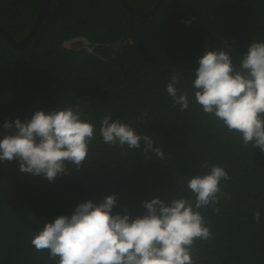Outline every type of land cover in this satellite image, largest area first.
<instances>
[{"label":"trees","instance_id":"obj_1","mask_svg":"<svg viewBox=\"0 0 264 264\" xmlns=\"http://www.w3.org/2000/svg\"><path fill=\"white\" fill-rule=\"evenodd\" d=\"M41 1L0 0V28L20 40ZM126 1L141 12L158 2ZM186 1L223 31L237 60L252 40L264 41V0ZM222 47L231 55L210 24L169 0L153 18L127 10L121 0H50L24 46L0 35V131L5 121L28 120L35 110L76 104L96 129L85 163L67 164L51 182L21 172L17 160L0 161V264H52L31 245V234L85 200L99 203L115 193L112 213L127 209L131 219L153 197L191 198L186 178L207 172L204 161L223 165L230 180L221 182L219 213L202 210L213 238L196 242L195 264H264V151L243 145L192 96L199 57ZM173 73L181 77L178 94L192 97L187 111L173 107L166 93ZM106 113L150 136L164 158L146 156L143 141L125 155L103 143Z\"/></svg>","mask_w":264,"mask_h":264},{"label":"clouds","instance_id":"obj_2","mask_svg":"<svg viewBox=\"0 0 264 264\" xmlns=\"http://www.w3.org/2000/svg\"><path fill=\"white\" fill-rule=\"evenodd\" d=\"M187 23V21H186ZM237 67L228 51L205 50L198 59L191 81L192 96L204 115L212 117L240 142L264 151V41L252 40ZM179 73L171 74L166 93L173 107L189 109L187 91L178 94ZM79 104L35 110L30 119L5 121L0 131V161L17 160L19 170L53 181L88 159L95 140V125L85 119ZM102 142L118 147L121 154L141 149L163 159L165 152L153 139L141 135L106 113L100 120ZM204 174L186 178L191 198L169 200L153 197L142 202L144 214L130 219L127 209L112 213L116 194L99 203H78L71 215H58L31 234L30 243L38 252H47L52 264H195L197 241L207 242L213 233L202 210L219 213L221 182L230 180L225 167L204 161ZM253 217L260 222V212Z\"/></svg>","mask_w":264,"mask_h":264},{"label":"water","instance_id":"obj_3","mask_svg":"<svg viewBox=\"0 0 264 264\" xmlns=\"http://www.w3.org/2000/svg\"><path fill=\"white\" fill-rule=\"evenodd\" d=\"M121 1L127 10H130V11H132V12H134L140 16H143V17L153 18L154 12L157 8V5L162 0H158L157 4L152 9L147 10L146 12L138 11L135 7H133L129 3H127L126 0H121ZM169 1L176 2L179 6L183 7L184 9L188 10L189 12L194 14L195 16L201 18L206 23L210 24L211 28L219 34L221 40L223 42H225L227 49L231 52L233 62L236 64L237 67H239L238 60L236 59V56L231 49L230 43L228 42L227 38L225 37L223 31H221L217 25H215L208 18L204 17L198 9L191 6L186 0H169ZM49 6H50V0H42L41 1V4L39 6V9H38V12H37V15L35 18V22L33 23L29 32L20 40L12 39L11 36L9 35V33L7 31L3 30L2 28H0V35L6 37L8 40H10L17 47L24 46L31 39V36L34 34L35 30L37 29L38 25L40 24L41 19L46 14V11L49 8Z\"/></svg>","mask_w":264,"mask_h":264},{"label":"rangeland","instance_id":"obj_4","mask_svg":"<svg viewBox=\"0 0 264 264\" xmlns=\"http://www.w3.org/2000/svg\"><path fill=\"white\" fill-rule=\"evenodd\" d=\"M85 46L87 44V42L83 39H79ZM76 39H73V40H69V41H65L63 44L66 46V47H69L71 45L72 42H75ZM80 45H75V48H79Z\"/></svg>","mask_w":264,"mask_h":264}]
</instances>
